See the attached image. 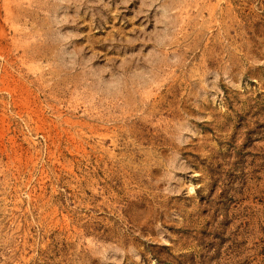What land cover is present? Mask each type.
Here are the masks:
<instances>
[{"label":"rangeland","instance_id":"1","mask_svg":"<svg viewBox=\"0 0 264 264\" xmlns=\"http://www.w3.org/2000/svg\"><path fill=\"white\" fill-rule=\"evenodd\" d=\"M0 264H264V0H0Z\"/></svg>","mask_w":264,"mask_h":264}]
</instances>
